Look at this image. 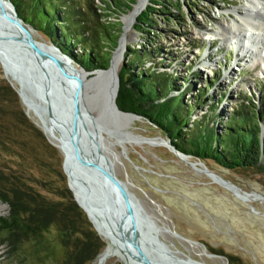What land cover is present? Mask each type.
Instances as JSON below:
<instances>
[{
	"label": "rangeland",
	"instance_id": "rangeland-1",
	"mask_svg": "<svg viewBox=\"0 0 264 264\" xmlns=\"http://www.w3.org/2000/svg\"><path fill=\"white\" fill-rule=\"evenodd\" d=\"M96 2L100 3L99 0ZM173 3L174 8L170 11L178 16V24L168 23L160 14H155L153 28L157 34L147 28L149 32L140 35L133 28L135 21H132L127 41H123L119 69L128 49L140 48L141 41L146 38L151 47L160 48L146 61V66L161 62L158 69L166 70L175 78V84L181 86L179 90H172L171 95L182 91L183 100L194 103L198 100L195 96L197 90L204 88L207 80L211 83V87L204 90L206 95L191 113V121L201 117L220 131L224 121L246 98L253 99L257 106L262 107L264 67H261L258 52L249 56V53L240 50L239 43H225L216 34L221 22L229 25L242 22L238 12L249 5L247 0H173ZM132 9L119 16L110 12L103 14L107 23L115 25L111 32L117 36V45L121 43L125 30L122 17ZM106 13L109 16L106 17ZM28 26L35 40L50 42L38 30ZM0 78L8 82L12 80L14 84L10 85L17 92L16 81L4 75L1 65ZM211 103L215 105V111L209 118ZM20 104L26 118L49 147L37 139L34 130L21 125L11 107L3 125L0 120V174L5 175L0 187L7 188L6 185L12 182L9 175L14 174L34 197L60 201L63 198L58 190L67 181L62 169L63 154L48 138L26 104L23 105L21 100ZM11 122L16 124V132L11 129ZM127 129L139 137H166L144 117L134 119ZM108 133L104 136L113 141ZM120 138L125 139L122 135ZM107 146L115 176L126 183L128 191L137 200L140 213L152 222L157 236L171 249L182 251L204 264L222 262L210 258L203 250L222 257L224 264H264V199L259 202L238 198L222 184L214 182L204 173H198L187 161L202 162L210 171L244 191L263 195L264 167L229 169L194 156L182 160L169 147L158 143H125V152L118 144ZM111 153H115L116 157ZM78 207L82 216L73 211L74 216L65 223L56 220L41 223L35 232L28 233L13 249L1 242L5 232H0V264H65L69 252L78 250L84 255L93 250L95 242L91 234L98 235L102 240V252L106 247L105 239L96 231L85 211ZM9 212V203L0 199V216H7ZM97 256L89 264H93ZM104 264L124 263L113 256L107 258Z\"/></svg>",
	"mask_w": 264,
	"mask_h": 264
},
{
	"label": "trees",
	"instance_id": "trees-1",
	"mask_svg": "<svg viewBox=\"0 0 264 264\" xmlns=\"http://www.w3.org/2000/svg\"><path fill=\"white\" fill-rule=\"evenodd\" d=\"M10 1L25 23L38 30L75 63L90 71L107 68L111 52L117 45V36L111 32L115 25L107 23L103 14L110 12L119 16L132 9L137 0H99L100 3L96 2L98 0ZM173 4V0H148L145 8L136 16L133 28L140 35L148 33L147 28L157 34L153 28V24H156L155 14H160L168 23L178 24V16L170 11L174 8ZM146 40L144 38L141 41L140 48H129L125 53V61L117 73L120 78L116 97L118 107L146 118L179 151L202 161L211 160L229 169L264 167V105L259 107L253 99L246 98L224 121L223 130L220 131L201 117L191 121V113L198 107L200 99L206 95L204 90L211 87V83L207 80L204 88L197 90L195 96L198 100L194 103L183 100L182 91L178 95H171L172 90H179L181 86L175 84V78L166 70L158 69L161 62L146 66V61L160 49L151 47V43ZM210 106L212 113L209 118H212L215 105L211 103ZM11 107L21 125L25 124L34 130L37 139H41V143L47 147L43 136L24 115L17 92L6 79L0 78L1 125ZM11 129L14 132L17 130L14 122H11ZM4 176L0 174V182ZM9 178H12V182L6 185L7 188L0 187V199L10 205L8 215L0 216V232H5L1 242L8 247L15 248L23 237L35 232L41 223L52 220L65 223L75 213L83 215L67 181L58 190L63 199L55 202L45 197H34L14 174H10ZM91 237L95 242L93 250L84 255H81L82 251H71L65 264H89L94 260L101 252L103 242L98 235L91 234Z\"/></svg>",
	"mask_w": 264,
	"mask_h": 264
},
{
	"label": "water",
	"instance_id": "water-1",
	"mask_svg": "<svg viewBox=\"0 0 264 264\" xmlns=\"http://www.w3.org/2000/svg\"><path fill=\"white\" fill-rule=\"evenodd\" d=\"M136 16L133 21L136 20ZM31 32L32 29L28 24L18 16L13 3L10 0H0V65L5 76L8 71L16 74L20 80L19 85H23L34 99L46 105V107H37V110L42 115H47L53 124L59 127L58 133L60 137H64L62 169L75 201L83 210L88 206L91 210L98 212L100 220L121 244L120 249L123 248L135 263L171 264V257L174 260L183 261L172 255V250L158 238L155 226L140 213L137 200L128 191L126 183L115 176L112 171L113 161L108 155L109 143L97 139L96 132L99 127L115 135L123 130L132 133L127 129L130 122L142 117L118 107L116 97L120 84L119 75L116 77V90L111 111L106 106L102 87L98 86L92 95L89 102L97 112L99 111L95 118L88 113L85 115L82 87L75 89L70 78L74 72L82 73L84 77L89 75V79H94L100 72L110 69L113 55L120 45L119 42L110 57L107 68L88 71L82 66L76 67L73 59L51 41L46 43L35 40ZM9 82L13 86L12 81L9 80ZM17 93L21 102L25 104L21 90L17 89ZM67 118L70 119L69 128L64 125L65 122L68 123ZM141 138L147 141L148 139L160 140L158 144L169 147L182 160L190 156L179 151L167 137ZM121 148L125 152V146ZM111 154L114 158L116 157L115 153ZM187 163L190 166L192 164L190 161ZM195 163L202 164V162ZM209 173L210 176L214 174L213 171ZM227 181L223 179L219 183L225 186ZM230 189L242 199L245 197L236 190L243 195L249 194L234 183H231ZM76 194L79 195L81 203ZM84 211L90 220L88 213ZM184 256L186 264H204L202 261ZM106 259L103 257L98 264H104Z\"/></svg>",
	"mask_w": 264,
	"mask_h": 264
},
{
	"label": "bare ground",
	"instance_id": "bare-ground-1",
	"mask_svg": "<svg viewBox=\"0 0 264 264\" xmlns=\"http://www.w3.org/2000/svg\"><path fill=\"white\" fill-rule=\"evenodd\" d=\"M247 3L249 5L247 7H243L242 12L241 11L238 12L242 22L237 23V24L233 23L231 25L224 24L223 22H221V23H219V31H217L216 34H218L220 36L218 38L225 43L226 42L239 43V45L241 47L240 50L242 52L245 51V53H249V56L256 55L255 52H258L257 54L259 55V58L261 61L260 62L261 67H264V0H247ZM145 4H146V0H139L138 3L134 5L133 9L128 14H125L122 17V20L125 24L124 35H123V38L121 39V43H120L118 49L115 51V53L113 55L112 66L110 67V69L100 72L96 78H94V79L91 78L92 80L89 79V75L85 79L86 76L84 77V75L82 73L77 74V73L73 72V74L70 75V78L72 79V84L75 87V89L82 87L81 93H82V98H83V101L85 104V115L88 113V114H90L91 117L95 118V116H97V114L99 112V111L97 112V110L95 108H93V106L89 102L92 98V96H90V94L93 92V95H94V93L97 90L96 88L98 86L102 87L103 98L105 97L106 106L108 107V110H110L112 102H113V98H114V93L116 90L117 72L119 70L121 58L123 55V41H127V35L129 33V30H130L129 26L131 25L133 18L137 15V13L140 11V9L143 6H145ZM247 45H249V47ZM6 76L8 78L10 76L16 81L15 83H17V89L21 90L22 95L25 98V104H26L27 108L32 112V114L41 123L42 129L46 133L48 138L63 153L64 137H60V135L58 133V131H60L59 127H56L47 115H42L37 110V107H41V106L46 107V105L43 102H40L37 99H34L33 96H30V94L27 92L25 87H23V85L22 86L19 85L20 80H18L16 74H12L11 72L8 71L6 73ZM10 81H12V80H10ZM12 83L14 84V82H12ZM21 83H23V82L21 81ZM87 98H89V100ZM23 105H24V103H23ZM94 110H96L97 114L96 113L94 114ZM66 121H68V123L65 122L64 125H66V127L69 128L70 119L67 118ZM107 132H109L108 134H110L111 137L114 138L113 141H110L109 139H107L106 136H104V134ZM96 133H97V139H101L103 141H106L110 145L111 144H118L120 146H125V143H130V144H140V143L150 144L149 142H151V144L154 142L160 143V140H158V139H153V140L148 139V141H147L146 139H142L141 137L136 136L132 133H128L124 130L121 133L115 135L113 132L106 130L105 128L99 127V129ZM120 135L125 137V139H121ZM134 137H139V138L133 139ZM183 160H186V158L184 157ZM191 167L193 169H195L198 173H204L206 176H208L214 182L219 183L220 180L223 181V179H224V178H221V177H218L217 175H215V172L213 175H211L212 176L211 177L209 175L210 170L206 169V167L200 163L193 162L191 164ZM225 184H226L225 186L224 185H222V186L225 187L226 189H228L229 191H231L238 198H241L238 195H236L230 189L231 183H229L227 181ZM226 186H229V187H226ZM236 192L241 194V196H244L245 197L244 200L247 199V201L258 200L259 202H261V200L264 199V195L259 194L257 192H252V193L248 192L249 194H247V195H243L238 190H236ZM249 196H253L255 198H249ZM77 198H78V201L81 203L82 201H81L79 195H77ZM84 210H86V212L88 213L90 220H91V223L94 226V228L96 229V231L106 241V247L97 256L96 261L93 264H98L99 260L102 259L103 257L109 258V257H113V256H115V257H117V259L123 261L124 264H137L132 259V257H130L125 252V250L123 248L120 249V247H122L121 244L117 241L115 235L100 220L101 218L99 217L98 212L91 210L88 206L84 207ZM151 235L153 236V234H151ZM167 246H168V248H170L168 244H167ZM171 250H172L171 251L172 255L177 256L181 260H183V261H178V260H174L171 257L170 258L171 264H186L184 262V260H185L184 255H186V256H189V255H187L186 253H183L182 251H179V250H174V249H171ZM203 252H204V254L209 256L210 258L219 259L222 262L221 264H224L222 257L210 254L206 250L205 251L203 250Z\"/></svg>",
	"mask_w": 264,
	"mask_h": 264
}]
</instances>
